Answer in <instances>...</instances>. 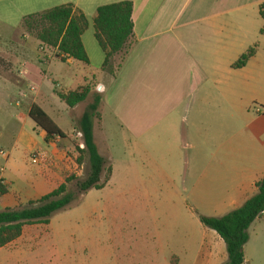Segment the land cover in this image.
Returning <instances> with one entry per match:
<instances>
[{
	"label": "crops",
	"instance_id": "crops-1",
	"mask_svg": "<svg viewBox=\"0 0 264 264\" xmlns=\"http://www.w3.org/2000/svg\"><path fill=\"white\" fill-rule=\"evenodd\" d=\"M121 2L133 3L134 35L128 49L113 58L123 56L118 67L104 70L106 55L95 38L94 19L100 7ZM70 5L89 21L82 37L89 64L43 61L42 43L25 40L24 20ZM263 5L264 0H0V40L7 41L0 49V158L6 166L0 162V179L9 190L0 195V212L28 207L64 183L67 154L47 141L30 111L39 105L54 120L52 106L67 107L59 92L82 87L101 98L103 127L108 117L124 137V146L111 147L109 183L123 166L129 175L142 168L143 183L169 185L166 192L189 199L199 218L224 217L244 206L264 179V114L258 108L264 109ZM256 45L247 66L233 68ZM30 86L37 90L29 93L26 112L28 96L21 93ZM34 152L53 163L34 166ZM27 227L0 249V264H20ZM204 228L183 240L168 237L170 255L159 264H225V241ZM137 232L128 236L133 249ZM249 233L245 264H264L263 219ZM152 238L163 239L160 232Z\"/></svg>",
	"mask_w": 264,
	"mask_h": 264
},
{
	"label": "rangeland",
	"instance_id": "rangeland-1",
	"mask_svg": "<svg viewBox=\"0 0 264 264\" xmlns=\"http://www.w3.org/2000/svg\"><path fill=\"white\" fill-rule=\"evenodd\" d=\"M4 3L13 5L17 2ZM26 32L28 38L25 40L37 39L33 33ZM5 43L7 41L0 40V49L6 47ZM122 57L113 59L110 70L118 67ZM75 65H79L78 62ZM32 96L28 94V102L22 107L26 112L31 107ZM94 99V94L90 95L85 103L76 108L69 109L67 104V107L63 104L52 106L55 122L68 135L67 139H59L58 143L53 141L57 148L66 152L69 159V169L63 174V181L65 183L72 176L77 178L69 184L68 189L75 194L77 182L85 180L90 173L87 158L82 164L79 163L77 145L82 140L79 134L80 119ZM258 108L264 114L263 107ZM96 125L95 141L108 162V170L113 164L111 147L124 146V137L108 117L105 118L104 127L101 118L97 119ZM38 153L34 152L31 159ZM0 162L1 168L6 167L1 158ZM7 170L11 174L12 169ZM107 170L102 176L103 182L107 179ZM127 173V167L123 166L116 179L104 189L89 191L70 207L52 216L48 228L28 226L24 238L27 244L20 264H159L170 255L166 242L168 237L183 240L191 231L200 234L205 229L200 214L192 209L191 201L185 196L167 193V184L143 183L142 168L135 169L133 174ZM14 176L21 180L20 175ZM127 179L130 183H127ZM134 229H137L140 237L135 249L128 242V236ZM158 232L163 238L161 241L152 238Z\"/></svg>",
	"mask_w": 264,
	"mask_h": 264
},
{
	"label": "trees",
	"instance_id": "trees-1",
	"mask_svg": "<svg viewBox=\"0 0 264 264\" xmlns=\"http://www.w3.org/2000/svg\"><path fill=\"white\" fill-rule=\"evenodd\" d=\"M133 3L121 2L102 6L94 19L95 38L106 55L104 70H109L113 58L128 49L134 35ZM264 18V5L261 9ZM24 27L29 33L36 35L42 44L68 54L74 60L89 64V57L82 37L89 28V21L82 13H77L73 6H58L43 13L25 18ZM264 34V30L262 31ZM258 46L250 48L234 65L241 69L256 56ZM91 93L90 87H82L68 94H61V99L74 108L87 100ZM101 98L96 97L84 112L79 122V134L82 138L77 145L80 155L79 163L87 158L90 173L83 181L77 182V195L69 192V184L77 180L75 176L67 178L58 189L45 195L38 201L31 202L28 207L16 210L7 209L0 212V249L14 242L23 235L26 226L50 223L56 213L67 209L79 197L91 190L104 189L112 176V168H107V160L101 155L95 141V121L101 118ZM30 117L36 125L46 131L47 141L65 140L68 135L56 124L49 114L39 105H34ZM108 176L105 182L102 176ZM257 194L244 206L224 217L200 216L202 224L215 232L225 241L228 261L225 264H244L246 261L245 246L250 240L249 230L258 219L264 221V179L256 183ZM9 190L0 181V195Z\"/></svg>",
	"mask_w": 264,
	"mask_h": 264
},
{
	"label": "built area",
	"instance_id": "built-area-1",
	"mask_svg": "<svg viewBox=\"0 0 264 264\" xmlns=\"http://www.w3.org/2000/svg\"><path fill=\"white\" fill-rule=\"evenodd\" d=\"M40 52H41V56H42L43 61H48V60L53 59V58H57V59H60L62 61H66V62L74 60L68 54L61 53L58 49L50 47V46L45 45V44L41 45ZM36 90H37V88L35 86H30L28 89H25L21 93V96L23 98H26L29 93L36 92ZM54 141L58 142V140H54ZM0 154L3 155L4 151H0ZM31 161L34 165H42V164L43 165H50L53 163L52 158H49L48 155L41 153V152L36 154V156L33 157L31 159ZM0 181H1V179H0Z\"/></svg>",
	"mask_w": 264,
	"mask_h": 264
}]
</instances>
